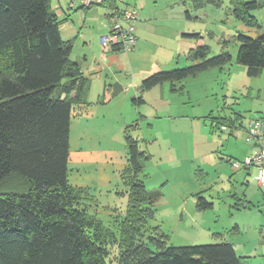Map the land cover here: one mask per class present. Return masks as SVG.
Returning a JSON list of instances; mask_svg holds the SVG:
<instances>
[{
    "label": "rangeland",
    "instance_id": "374dc122",
    "mask_svg": "<svg viewBox=\"0 0 264 264\" xmlns=\"http://www.w3.org/2000/svg\"><path fill=\"white\" fill-rule=\"evenodd\" d=\"M185 1L130 0L141 16L137 33L142 49L133 56L124 52L118 56L104 53L100 42L110 26L104 5L70 9V0H53L54 10L60 12L62 6L65 18L70 13L73 19V27L68 29L67 20L61 25L64 38L73 41L71 58L92 74L88 101L80 114L72 116L69 182L88 190L90 212L116 231L115 216L122 217L128 204L123 172L128 165L125 129L130 127L140 148L150 155L143 161L141 179L148 188L155 186L162 192L156 200L155 223L169 235V243L227 240L235 243L245 264H264V191L254 180L258 169L251 166L250 173L244 166H233L254 153L245 126L250 119L264 118V70L253 76L237 62L238 34H264V5L250 11L258 25H249L235 16L231 0H202L198 6L193 0ZM183 6L190 9L191 19L180 16ZM141 23L146 24L141 27ZM204 44L209 46V56L229 51L231 62L185 78L175 92L169 82L140 89L142 80L154 72L200 62L190 53ZM96 60L104 67L99 78L107 80L105 92L98 90L104 83L90 71ZM116 82L124 91L113 96ZM138 94L145 102L136 105L133 98ZM167 179L170 183L165 184ZM188 183L214 203L213 209L205 210L204 222L213 227L211 233L220 230L222 235L211 234V241L197 240L199 231H207L190 213L181 219L182 201H192L191 195H182ZM176 193L181 196H173ZM242 201L245 205L237 207ZM172 207L178 211H170Z\"/></svg>",
    "mask_w": 264,
    "mask_h": 264
},
{
    "label": "trees",
    "instance_id": "16d2710c",
    "mask_svg": "<svg viewBox=\"0 0 264 264\" xmlns=\"http://www.w3.org/2000/svg\"><path fill=\"white\" fill-rule=\"evenodd\" d=\"M52 2L0 0V264H245L227 240L169 243V235L155 223L161 192L148 189L141 179L150 155L130 127L125 129L126 212L115 216L116 231L90 212L89 192L70 184L68 163L72 116L83 111L91 79L71 58L73 41L62 37ZM193 2L198 6L202 0ZM231 4L238 19L258 25L250 11L264 2ZM237 37V62L250 75H259L264 34ZM190 57L200 62L154 72L142 80V91L169 82L175 92L185 78L232 60L229 51L209 56L206 44ZM119 92L114 89L113 96ZM144 102L142 95L133 98L136 105ZM212 206L198 195L199 210Z\"/></svg>",
    "mask_w": 264,
    "mask_h": 264
},
{
    "label": "built area",
    "instance_id": "2783aa9c",
    "mask_svg": "<svg viewBox=\"0 0 264 264\" xmlns=\"http://www.w3.org/2000/svg\"><path fill=\"white\" fill-rule=\"evenodd\" d=\"M93 5H104L107 9V17L110 26L107 33L100 37V42L104 53L120 51L129 53L139 42L137 33V22L140 12L136 5L130 0H70L69 8L90 7ZM105 57V54H103ZM223 130L227 125H223ZM247 141L255 147L252 155H249L241 163L233 162L234 167L257 166L258 173L256 181L258 186L264 191V118L250 119L246 126Z\"/></svg>",
    "mask_w": 264,
    "mask_h": 264
},
{
    "label": "crops",
    "instance_id": "0c3cea01",
    "mask_svg": "<svg viewBox=\"0 0 264 264\" xmlns=\"http://www.w3.org/2000/svg\"><path fill=\"white\" fill-rule=\"evenodd\" d=\"M183 2H184V4H186V1L185 0H183ZM54 9V8H53ZM59 10H61L60 12H58V11H56L55 10V12L58 14V16H59V18L61 19V21L63 22L64 20H67V22H69V23H67V24H65V25H67L68 26V29H69V27L71 28V27H73V19L70 17V13H68V16L69 17H66L65 18V15H67L66 13H65V11H64V9L62 8V6L59 8ZM188 11H189V13H190V15L191 16H189L188 15ZM180 16L181 17H183V18H185V19H191L193 16H192V14H191V11H190V9H186V7L185 6H183V8L181 9V7H180ZM141 17V16H140ZM62 18H64V19H62ZM139 21H140V19H139ZM146 23H141V27L142 26H144ZM61 25H62V23L60 24V30H61ZM61 34H62V31H61ZM186 34H189V33H184L183 35H186ZM102 36V35H101ZM62 37L64 38V36H63V34H62ZM64 39H70V38H64ZM140 36H139V42H138V44H137V46L132 50V51H130L129 53H126V54H131L132 56L133 55H135V54H137L138 52H140V49H142V46L140 45ZM110 53H113V54H116V55H120V54H122L123 52H120V51H113V52H110ZM106 59H107V57L105 56V57H103V55H101V61H106ZM84 60H86V63L88 62V58H87V56L86 57H84ZM101 61H95L94 62V67H92V69L90 70V71H92L91 73H93L94 75H96V76H94L95 78H99L100 77V72H101V70L104 68L103 66H102V62ZM80 64H81V62H79ZM81 68H82V70L84 71V73L87 75V76H89V77H92L91 75H88L87 73H86V70H85V68L83 67V65L81 64ZM86 68L88 69V66H86ZM145 79V78H144ZM99 80H100V82H102V83H104V85H103V88H99L98 90L99 91H104L105 92V90H106V86H107V80H105V79H100L99 78ZM110 84V83H109ZM139 86H140V84H139ZM136 87H138V85L136 86ZM115 89H119L120 90V92H119V94L120 93H122V91H124V87H123V85H121L119 82H116V84H115ZM140 89H141V86H140ZM103 92V93H104ZM127 92H129V89L126 91V93ZM136 92H139L138 90L136 91ZM105 94H103V96H104ZM118 95V94H117ZM139 95V94H138ZM138 97V96H137ZM101 99V98H100ZM247 126V125H246ZM246 126H245V130H246ZM235 127V126H234ZM253 152L255 151V149H256V147L253 145ZM230 161H232V159H230ZM232 163V162H231ZM145 166V165H144ZM237 168V167H236ZM256 168V170L258 169L257 167H255ZM248 169V171L251 173L252 172V167L250 166V167H248L247 168ZM258 171V170H257ZM257 171H256V173H257ZM256 176H257V174H255V177H254V180H255V182H256V184H257V186H258V183H257V181H256ZM163 179L165 180V176L163 177ZM165 184L166 183H170L169 182V180L167 179L166 180V182H164ZM146 184V183H145ZM189 185L187 186V189H186V191L182 194L183 196H187V195H191V197H192V201H191V203H189V201L188 200H186V199H184V201H182V203H181V208H178V210L179 211H181L182 212V215H181V219H183V217L185 216V212H187V214H188V217H189V215L191 214L192 216H190V217H192L193 219H197V223H198V226H200V227H202L204 230H206L207 232H201V231H199V234H200V236L198 237V239L197 240H199V239H204V241L205 242H207V241H211V239L213 238V235H211V234H214V235H222L219 231H216V232H213V233H211V231L213 230V227L212 226H206V223L204 222V218L206 217V211L205 210H199L198 208H197V197H198V195H202V196H205L203 193H201V191H198L197 189H195V188H193L192 187V185L190 184V183H188ZM147 186V185H146ZM153 188H148V189H150V190H160V189H155L156 187L155 186H152ZM160 192H161V190H160ZM169 193V191H166V193L165 194H168ZM160 196H163L162 195V192H161V195ZM173 196H181V194H179V193H176V195H173ZM208 200V199H207ZM210 202H212V201H210ZM213 203V202H212ZM243 205H245V204H243V201L241 202V203H236V206L237 207H240V206H243ZM213 207H214V203H213V206H212V208H209V209H213ZM178 210H175V207H172L171 208V210L170 211H172V212H175V211H178ZM208 210V209H207ZM190 213V214H189ZM204 214V215H203ZM238 226V225H237ZM207 227V228H206ZM238 228V227H237ZM204 234V236H201V235H203ZM231 242V241H230ZM194 243V242H193ZM197 243H199V242H197ZM203 244H205L204 242H202ZM233 244H234V246H236L235 245V243L234 242H232ZM236 249V248H235ZM243 258H245V257H243ZM245 260V259H244Z\"/></svg>",
    "mask_w": 264,
    "mask_h": 264
}]
</instances>
